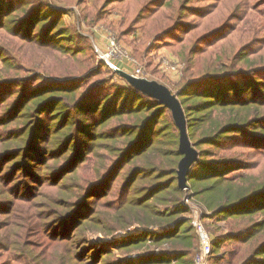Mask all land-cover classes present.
<instances>
[{
    "label": "trees",
    "instance_id": "obj_1",
    "mask_svg": "<svg viewBox=\"0 0 264 264\" xmlns=\"http://www.w3.org/2000/svg\"><path fill=\"white\" fill-rule=\"evenodd\" d=\"M160 1L151 0L149 4L156 6ZM221 1L211 0L196 10L204 12V19ZM15 4L14 0H0V16L8 11L3 15L5 21L14 22L11 20ZM39 7L30 4L27 15H32V20ZM147 8L150 7L145 5L138 10L128 27L133 28ZM249 9L242 3L230 12L227 10L226 19L212 22L220 24L194 37L187 52H175L189 67H194L196 60L206 55L205 48L199 51L202 44L234 30L229 15L234 18ZM191 10L184 1L179 21L165 26L158 36L171 38V32L186 21L184 12ZM56 21L53 17L52 33L60 29ZM26 25L27 20L22 19L14 29L15 35L30 39V27ZM185 27L188 31L200 25L187 22ZM262 31L264 20L252 30L241 32L240 43L236 40L229 44L227 49L232 51L225 62L222 59L227 57L226 49L222 45L212 69L188 77L176 94L185 118L187 139L198 155L187 173V191L202 201L211 217L233 219L236 231L214 237L211 249L225 240L246 244L249 251L240 264H264L258 261L264 253V37L259 36ZM34 33L44 45H53L43 31ZM65 34L59 35L67 38ZM255 38L261 41L254 43ZM68 51L73 54L71 58H77L78 50ZM8 62L5 60V67L10 66ZM219 62L223 63L218 65ZM90 71L73 74L76 77L53 78L48 85L35 88L30 81L39 75L0 81V264H115L108 245L95 251L89 246L86 233L97 231L106 237L118 229L129 228L133 222L143 226L174 225L167 230L145 232L144 239L131 236L117 243L121 252L148 239L155 246H167L138 261L129 259L117 264H190L199 243L197 247L198 235L189 218L178 216L188 209L180 200L183 191L177 181L176 169L183 156L178 148L177 128L161 119L167 111L161 102L131 85L101 88L94 81L78 91L93 74ZM68 72L67 69L64 75ZM75 84V88L66 87ZM10 95L13 97L7 99ZM26 101L29 103L25 105ZM51 107L54 108L48 111ZM91 148L94 157L101 154L95 179L80 185V194L69 191L60 184L74 177L75 168L82 162L78 160ZM32 160L39 164L34 167ZM3 164H7L6 170L2 169ZM239 169L242 173H231ZM120 171L115 196L103 201L107 192L113 190L112 178ZM59 185L58 191L68 193L54 201L46 190ZM75 194L79 195L68 199ZM98 195L106 197L93 199ZM96 205L113 213L124 208L122 211L130 214L127 218L115 217L111 223L99 217L101 209H96ZM159 205L174 208L161 211Z\"/></svg>",
    "mask_w": 264,
    "mask_h": 264
},
{
    "label": "rangeland",
    "instance_id": "obj_2",
    "mask_svg": "<svg viewBox=\"0 0 264 264\" xmlns=\"http://www.w3.org/2000/svg\"><path fill=\"white\" fill-rule=\"evenodd\" d=\"M14 1L16 4L13 5L12 8H16L13 11L15 16L13 17V20H11L14 22L10 23V21L8 22L3 19V15L8 12L7 10L2 16H0L2 20V23L0 22V25H2L0 26V81H16L18 78L20 80V77L28 79L29 77H34V75H39L40 77L38 79L30 81L31 85L35 88L45 84L48 85L50 79L53 78L67 77L82 72L86 73L91 70L89 73L93 74L81 84L77 89L78 91H81L86 85L94 83V81L101 88H111V86L114 85L118 87L131 85L133 88L147 95V97L161 102L167 109L161 119H163L164 122L173 123L178 132L180 110L178 111L171 101L174 99L179 104L182 111L176 96L179 86L191 75H197L200 70L205 71L212 69L214 66L213 60L223 49L221 48L222 45H224V48L226 49L224 57L227 56L222 59V61H227L230 58L228 53L232 51L227 49L231 47L229 44L236 40L240 43L239 38L241 32L252 30L255 24L264 20V0H222L220 5L215 6V11H211L212 14L204 19L201 17L204 12L202 13L196 9L200 8L201 5L210 4L211 0H187V5L193 10L184 12L183 17L186 21H184V23L182 22V27L180 26L177 31H172L170 34L172 36L169 38L158 36L160 35V30L165 26L172 23V25H174L179 21L181 6L186 0H161L160 2H157L158 5L156 6L149 4V1L151 0ZM242 3L243 5L247 4L250 9L242 14L238 11L239 14H236V17L234 18L232 14L229 15L232 17L229 23L234 30L226 31L225 34L218 35V37H220L219 39L213 37L202 44L199 51L205 48L206 55L203 58L201 56L200 60H196V65L194 67H189L188 62L185 61L183 57L177 55L175 50L184 49V52H187L188 48L192 45L194 37L201 33L204 34L206 33L204 31L220 24H213L212 22L223 21L226 19L225 16L228 12L234 7H240ZM30 4L40 6L39 12L33 20L30 18L32 15H27L30 11ZM145 5H148L150 8H147L148 10L143 13L139 12V14L142 13V15L138 23L134 24L133 28L128 27L132 25V21L136 17L138 10L141 11ZM49 15H51V18ZM53 17L57 18V23L55 24H59L57 26L60 27V29L54 33H52L54 24H51ZM22 19L27 20V25L30 27V32L28 33L30 39H22L14 33L16 25ZM40 21L42 23L41 25ZM187 22H189V24L198 23L200 27L195 30L187 31V28L185 27ZM41 31L46 33L47 37H49V42H52V46L44 45L40 42V37H37L34 32ZM24 32L26 31L23 30L22 34H24ZM31 32H33V34H31ZM60 33H66L65 36L67 38L61 37L59 35ZM58 36L60 37L57 38ZM259 36L264 37V31L260 32ZM111 39L114 42V48L110 44ZM259 41H261L260 38L254 39V43H259ZM225 44H227V46H225ZM235 45L238 46V43L236 42ZM70 48L78 50L76 53V59L71 58L73 54L68 51ZM111 49H114L115 53L110 55V59L104 60L101 53H107ZM235 49L236 47L233 51ZM129 58H133L139 62L138 64L141 66L142 74L138 76L132 74L133 65L129 62ZM4 59L9 60L8 63H10V66L5 67L6 64ZM165 62H169L174 69H170V67L166 66ZM221 63L223 62H219L218 65ZM67 69L69 70V74L64 75V73H67ZM96 70L97 73L92 72ZM124 73L138 79L139 81L134 84L130 83L125 78ZM72 77L76 76L73 75ZM76 86H78V84L66 87L71 89ZM9 91L10 89H8V92ZM166 95H168L167 99ZM12 97L13 95H10L7 99H11ZM26 102L24 103L25 105L29 103ZM53 108L54 107H51L48 111H51ZM183 120L185 122L184 114ZM188 146L196 152L191 144ZM93 153V148L88 150L86 154L84 153V156L78 160L82 162L77 165L75 172H73L74 174L72 173L74 177L60 185L68 187L69 191L75 193L79 192L80 194L78 187L83 185L88 179L89 181L95 179L94 173L96 171V166L100 162L101 154L94 157ZM195 161L196 160L190 162L189 170ZM259 162H261V159ZM31 163H34V167L39 164L37 162L35 163L34 160H32ZM262 164L264 166V158ZM6 165L7 164H3L2 169L6 170ZM237 171L239 173L234 175L242 173L243 170L239 169L232 171L231 173H236ZM120 173L121 171L114 179L112 178L110 184L114 181L112 184L113 190L107 192V197H103L105 198L103 201H106L109 197L113 198V196H115L114 189L118 186L116 183H119L120 181ZM60 185L55 188L49 187V189L46 190L49 198L54 201L63 199L64 195L68 193L66 192L65 194L64 192L58 191ZM187 188L188 185L186 181V189H181L183 192L180 200L188 209V212H182L178 216L181 215L179 218L182 216L184 218H189L190 224L194 227L193 231L195 234L197 233V235H199L193 222H198L208 235L211 246L214 237L226 235L229 231H236V227L232 226V218L226 217L224 220H219L216 217H211L210 211L204 206L202 201H198L191 197ZM79 194H77V196ZM77 196L76 194L68 196V199H73V197ZM101 198L102 196L98 195L93 199L99 200ZM97 208L96 205V209ZM167 208L173 209L174 205H159L161 211H164ZM98 209H101L99 217L104 221L110 220L111 223L115 217L122 219L127 218L130 214V212L126 213L127 211L123 212L122 209L124 208L119 209L115 213L104 208ZM258 219H260V217H258ZM173 225L174 224L172 223H168L163 226H143L133 222L129 228L118 229L112 235L106 237L103 236L101 232L97 231L87 232L86 237L88 238L89 246L93 247L95 251L100 246L104 247V244H107L108 249L113 255L111 260L117 264L118 262L129 259L138 261V259H141V257L147 254L158 253L167 248L165 244L155 246L154 242H151V240L148 239L146 243L139 244L134 247V249L121 252L116 248L117 243L125 242V239L131 236L137 237L136 239H144L146 236L143 235V233L145 232L167 230L172 228ZM139 235L142 236L138 237ZM198 243L199 236L197 238V247ZM245 245L246 244H239L238 241L234 240L219 242L215 245L214 250L210 249L211 252L207 257L206 264H240L241 258L249 251V248ZM198 252L199 249H196L192 255L190 264H194V257ZM258 259V261H264V253L259 256Z\"/></svg>",
    "mask_w": 264,
    "mask_h": 264
},
{
    "label": "water",
    "instance_id": "obj_3",
    "mask_svg": "<svg viewBox=\"0 0 264 264\" xmlns=\"http://www.w3.org/2000/svg\"><path fill=\"white\" fill-rule=\"evenodd\" d=\"M125 78L132 84L137 83L139 80L129 76L128 74L124 73ZM169 95V94H168ZM166 95V99L167 96ZM171 103L173 106H176V108L179 111V116H180V121L178 118V126H179V151L184 154V156L181 158V160L178 163V168H177V181H178V186L180 189H186V176L189 170V164L191 161L196 160L197 158V152H195L191 147L188 145V139H187V133H186V128H185V122L183 120V114L182 111L179 107V104L172 99Z\"/></svg>",
    "mask_w": 264,
    "mask_h": 264
},
{
    "label": "built area",
    "instance_id": "obj_4",
    "mask_svg": "<svg viewBox=\"0 0 264 264\" xmlns=\"http://www.w3.org/2000/svg\"><path fill=\"white\" fill-rule=\"evenodd\" d=\"M110 44L113 46V48L115 47L112 39L110 40ZM114 53H115V50L111 49L107 53H104V54L101 53V56L104 60H106V59H110L109 58L110 55H112ZM129 62L133 65L132 74H134L135 76L142 74L141 66H140V64H138L139 62H137L133 58H129ZM165 65L170 67V69H174V67H172L169 64V62H165ZM193 225L195 226V228L199 234L198 235L199 236V252L194 257V264H206L207 257L209 255V253L211 252L210 240H209L208 235L202 229L201 225L198 222L197 223L193 222Z\"/></svg>",
    "mask_w": 264,
    "mask_h": 264
}]
</instances>
